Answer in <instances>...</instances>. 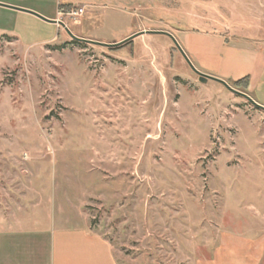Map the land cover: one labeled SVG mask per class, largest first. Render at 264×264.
<instances>
[{
    "label": "rangeland",
    "instance_id": "obj_1",
    "mask_svg": "<svg viewBox=\"0 0 264 264\" xmlns=\"http://www.w3.org/2000/svg\"><path fill=\"white\" fill-rule=\"evenodd\" d=\"M0 3L56 21L0 6V233L85 227L117 264H264V111L192 69L245 93L264 0Z\"/></svg>",
    "mask_w": 264,
    "mask_h": 264
},
{
    "label": "crops",
    "instance_id": "obj_2",
    "mask_svg": "<svg viewBox=\"0 0 264 264\" xmlns=\"http://www.w3.org/2000/svg\"><path fill=\"white\" fill-rule=\"evenodd\" d=\"M245 61L250 68L240 76L247 77L245 93L254 100L253 94L264 96V58L260 55L256 60L245 58ZM262 101L257 103L264 106ZM0 264L117 263L109 242L89 229L45 225L0 233Z\"/></svg>",
    "mask_w": 264,
    "mask_h": 264
},
{
    "label": "water",
    "instance_id": "obj_3",
    "mask_svg": "<svg viewBox=\"0 0 264 264\" xmlns=\"http://www.w3.org/2000/svg\"><path fill=\"white\" fill-rule=\"evenodd\" d=\"M0 6H2V7H6V8H9V9H13V10H17V11H21V12H25V13H29V14H31V15H33V16H35V17H37V18H39V19H41V20H43V21H45V22L56 23V21L48 20V19L42 17L41 15H39V14H37L36 12H33V11H31V10H27V9H23V8L15 7V6L8 5V4H4V3H0ZM135 35H136V34H135ZM135 35H132L131 37H133V36H135ZM72 37L75 38V39H78V38H76V37H74V36H72ZM129 38H130V37H129ZM129 38H128V39H129ZM79 40H82V39L79 38ZM181 52H182V51H181ZM182 54H183V56L185 57V59L187 60V62L190 64V62L188 61V59L186 58V56L184 55V53H182ZM191 67H192V66H191ZM192 69H193L194 72L199 76L198 80H199L200 82H202V83H206V81H207L208 79H210V80H214V81H217V82L221 83L222 85H224L227 89H229V90H231V91H233V92H235V93L241 95L242 97H244V98H245L247 101H249L252 105H254V106H256V107H258V108H260V109H262V110L264 111V106H263V105L258 104L257 102H255V101H254L251 97H249L247 94L232 89V88H231V87H230L225 81H223V80H221V79H218V78H216V77H213V76H211V75L201 73V72L197 71L196 69H194L193 67H192Z\"/></svg>",
    "mask_w": 264,
    "mask_h": 264
},
{
    "label": "trees",
    "instance_id": "obj_4",
    "mask_svg": "<svg viewBox=\"0 0 264 264\" xmlns=\"http://www.w3.org/2000/svg\"><path fill=\"white\" fill-rule=\"evenodd\" d=\"M234 85L237 87V88H241L242 91L246 92L247 90V87H248V80H247V77H243L241 79H238L236 81H233Z\"/></svg>",
    "mask_w": 264,
    "mask_h": 264
},
{
    "label": "built area",
    "instance_id": "obj_5",
    "mask_svg": "<svg viewBox=\"0 0 264 264\" xmlns=\"http://www.w3.org/2000/svg\"><path fill=\"white\" fill-rule=\"evenodd\" d=\"M81 12H82V10L79 9V10H77V11H73L72 14H74V15H78V14H80Z\"/></svg>",
    "mask_w": 264,
    "mask_h": 264
}]
</instances>
